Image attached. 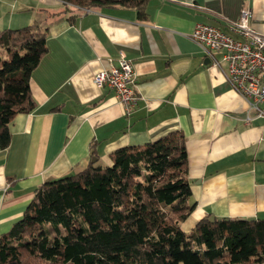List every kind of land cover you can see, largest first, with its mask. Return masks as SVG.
<instances>
[{
    "label": "crops",
    "instance_id": "crops-1",
    "mask_svg": "<svg viewBox=\"0 0 264 264\" xmlns=\"http://www.w3.org/2000/svg\"><path fill=\"white\" fill-rule=\"evenodd\" d=\"M65 7L62 0H0V30L33 22L48 28V51L30 77L37 106L12 119L11 142L0 146V233L22 217L36 187L87 167L91 144L110 165L113 150L173 129L187 137L196 201L185 231L207 214H264V117L190 36L198 22L239 36L230 25L245 7L264 33V0H149L146 19L114 7L80 11L74 22L77 12ZM122 51L137 74L130 113L94 81Z\"/></svg>",
    "mask_w": 264,
    "mask_h": 264
},
{
    "label": "trees",
    "instance_id": "trees-1",
    "mask_svg": "<svg viewBox=\"0 0 264 264\" xmlns=\"http://www.w3.org/2000/svg\"><path fill=\"white\" fill-rule=\"evenodd\" d=\"M65 11L133 8L148 17L149 0H62ZM48 28L33 22L0 30V146L9 123L37 106L32 70L48 51ZM187 137L173 129L143 144L113 150L84 169L36 187L23 215L0 233V264H260L264 214L201 217L185 231L196 207L189 178Z\"/></svg>",
    "mask_w": 264,
    "mask_h": 264
},
{
    "label": "built area",
    "instance_id": "built-area-1",
    "mask_svg": "<svg viewBox=\"0 0 264 264\" xmlns=\"http://www.w3.org/2000/svg\"><path fill=\"white\" fill-rule=\"evenodd\" d=\"M251 19L252 10L243 8L239 18L230 25L237 37L203 22L195 24L190 36L201 45L209 62L223 70L229 83L247 100L249 108L264 117V33L254 28ZM136 78L133 63L122 51L117 63L99 70L94 81L99 87L106 85L113 90L130 113L139 100Z\"/></svg>",
    "mask_w": 264,
    "mask_h": 264
},
{
    "label": "water",
    "instance_id": "water-1",
    "mask_svg": "<svg viewBox=\"0 0 264 264\" xmlns=\"http://www.w3.org/2000/svg\"><path fill=\"white\" fill-rule=\"evenodd\" d=\"M97 158H98V157H96V156H95V157H93V159H92V160H93V161H96V160H97ZM242 218L255 219V218H256V216H254V215H253V216L242 217ZM210 219H211V220H214V219H215L214 215H212V216L210 217Z\"/></svg>",
    "mask_w": 264,
    "mask_h": 264
},
{
    "label": "rangeland",
    "instance_id": "rangeland-1",
    "mask_svg": "<svg viewBox=\"0 0 264 264\" xmlns=\"http://www.w3.org/2000/svg\"><path fill=\"white\" fill-rule=\"evenodd\" d=\"M84 10V9H83Z\"/></svg>",
    "mask_w": 264,
    "mask_h": 264
}]
</instances>
